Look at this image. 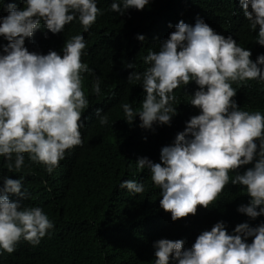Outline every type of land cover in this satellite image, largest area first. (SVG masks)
<instances>
[{
	"label": "clouds",
	"instance_id": "obj_1",
	"mask_svg": "<svg viewBox=\"0 0 264 264\" xmlns=\"http://www.w3.org/2000/svg\"><path fill=\"white\" fill-rule=\"evenodd\" d=\"M22 3V8L7 3V14L0 17V36L7 41L0 45V158L9 173H20L27 154L29 161L52 174L66 152L83 144L80 129L85 127L87 117L82 116L89 101L82 74L93 70L81 60L87 55L82 33L65 41L62 54L30 52L25 39L41 27L60 33L74 20L88 32L105 9L97 0ZM149 3L112 0L108 10L124 15ZM239 3L249 29L259 26L255 42L264 46V0ZM136 39L143 42L145 36L138 33ZM251 55V49L240 46L231 34L217 33L197 16L194 24L179 20L158 49L143 56L144 70L127 76L129 83L142 86L144 98L137 110L123 103V118L131 124L138 115L143 128L139 132H163L154 149L160 151L158 161L139 157L136 168L150 172L160 190L155 196L162 209H157L171 214L173 221L195 215L198 205L215 204L229 182L242 185L250 197L238 205V212L251 219L264 215V112L242 110L235 101L237 87L252 80L264 82V53L255 61ZM125 66L135 69L131 62ZM91 91L100 94L99 78ZM96 115L100 125L108 123L100 108ZM250 163L242 174L237 171ZM23 179L0 176V254H12L21 241L35 247L54 228L40 206L22 203L29 198ZM118 187L130 195L145 190L134 179H124ZM200 227L204 230L188 248L177 239L180 234L170 236L174 240L153 241L154 264H264V221L256 226L238 223L231 233L218 217Z\"/></svg>",
	"mask_w": 264,
	"mask_h": 264
},
{
	"label": "trees",
	"instance_id": "obj_2",
	"mask_svg": "<svg viewBox=\"0 0 264 264\" xmlns=\"http://www.w3.org/2000/svg\"><path fill=\"white\" fill-rule=\"evenodd\" d=\"M111 2L97 0V6L105 12L88 32H83L74 20L60 33L41 27L25 39L30 52L47 54L55 50L62 54L65 41L82 33L87 55L81 60L93 71L82 74V87L89 101L82 116L87 117L85 127L80 129L83 144L66 152L52 174L43 165L29 161L27 154L20 173H9L0 158V176L24 177L29 198L22 203L40 206L54 223L39 245L33 247L21 241L12 254H0V264H154L152 244L157 239L174 240L170 236L180 234L177 239H183V246L188 248L204 230L200 226L213 218L226 221L229 233L238 223L256 226L264 221V215L251 219L237 211L238 205L248 203L250 197L242 185L231 182L215 204L207 208L198 205L195 215L173 221L171 214H162L155 196L160 190L153 185L150 172L138 170L135 161L144 156L158 161L160 151L154 149L162 141L163 132H139L143 129L139 116L129 124L121 107L129 103L134 110L139 109L144 90L140 84L129 83L127 76L134 70H144L143 56L157 50L179 20L194 24L197 16L203 18L217 33L231 34L240 46L251 49L253 61L264 53V46L255 42L259 26L255 31L249 29L239 0H150L143 10L130 8L124 15L109 11ZM7 3L23 7L22 0H3L0 17L7 14ZM138 33L145 36V41L136 39ZM6 43L0 36V45ZM129 62L135 69L125 66ZM96 78L100 80L99 95L91 91ZM237 88L235 101L242 110L264 112V82L252 80ZM97 108L101 115L107 114L106 125L99 124ZM153 126L152 132H156L155 123ZM248 167L252 163L237 171L242 174ZM124 179L142 182L144 192L130 195L120 189L118 185ZM9 198L18 199L13 194Z\"/></svg>",
	"mask_w": 264,
	"mask_h": 264
},
{
	"label": "bare ground",
	"instance_id": "obj_3",
	"mask_svg": "<svg viewBox=\"0 0 264 264\" xmlns=\"http://www.w3.org/2000/svg\"><path fill=\"white\" fill-rule=\"evenodd\" d=\"M118 263V262H117ZM110 264V263H109Z\"/></svg>",
	"mask_w": 264,
	"mask_h": 264
}]
</instances>
